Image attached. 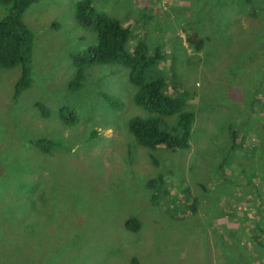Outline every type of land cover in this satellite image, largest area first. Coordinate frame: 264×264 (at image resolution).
Returning <instances> with one entry per match:
<instances>
[{"label":"rangeland","instance_id":"1","mask_svg":"<svg viewBox=\"0 0 264 264\" xmlns=\"http://www.w3.org/2000/svg\"><path fill=\"white\" fill-rule=\"evenodd\" d=\"M76 1L25 11L30 88L15 96L21 67L0 68V264H264V0H93L129 26L131 49H161L166 91L189 93L193 136L177 150L137 142L129 120L149 112L128 68L97 64L70 87L72 55L97 41Z\"/></svg>","mask_w":264,"mask_h":264},{"label":"trees","instance_id":"2","mask_svg":"<svg viewBox=\"0 0 264 264\" xmlns=\"http://www.w3.org/2000/svg\"><path fill=\"white\" fill-rule=\"evenodd\" d=\"M40 0H0L6 13L0 19V68L20 66L21 75L15 84V96L32 85V56L34 51V33L24 21L25 11ZM75 16L84 27L97 34L95 45L72 55L75 74L70 81V87L81 89L86 72L97 64L115 63L129 69V80L137 86L134 102L146 109V116L135 115L129 120V128L137 142L145 147L187 149L193 136L195 114L186 109L188 92L177 90L179 86L173 84L169 88V81L162 74L153 75L152 71L163 59L161 49L150 52L144 40H139L133 49L129 46L131 30L119 19L100 10L93 0H77ZM189 41L197 48H201L203 40L196 36H189ZM151 75L149 76V72ZM115 107L121 108L123 102L112 95H105ZM44 116H48L47 109L38 104ZM61 119L67 124H76L79 115L73 109L64 107L60 110ZM176 118L175 121H172ZM36 146L48 152L56 145L53 139L40 138L35 140ZM158 180L151 182L155 189ZM195 204V203H194ZM130 230L138 231L140 221L131 216L126 221ZM131 264H139L136 257Z\"/></svg>","mask_w":264,"mask_h":264}]
</instances>
